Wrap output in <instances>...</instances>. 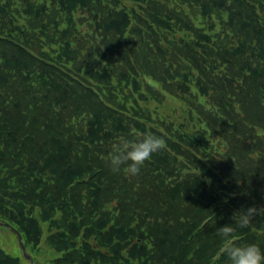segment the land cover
Here are the masks:
<instances>
[{
  "label": "trees",
  "instance_id": "obj_1",
  "mask_svg": "<svg viewBox=\"0 0 264 264\" xmlns=\"http://www.w3.org/2000/svg\"><path fill=\"white\" fill-rule=\"evenodd\" d=\"M170 1L0 0V222L51 264H230L224 224L264 250V212L233 217L264 206V0H183L204 26ZM158 85L185 92L191 129L153 117ZM147 134L166 147L113 172V146Z\"/></svg>",
  "mask_w": 264,
  "mask_h": 264
},
{
  "label": "clouds",
  "instance_id": "obj_2",
  "mask_svg": "<svg viewBox=\"0 0 264 264\" xmlns=\"http://www.w3.org/2000/svg\"><path fill=\"white\" fill-rule=\"evenodd\" d=\"M166 147V141L160 136L147 134L142 139L124 140L113 146L108 153L107 161L113 172L123 171L128 176H137L144 163L151 159L152 154ZM264 212V206H249L233 213L236 225L247 227L252 218ZM233 224H224L219 228V235L227 241L220 250V255L225 256L230 264H264V250L255 243L235 246V241L230 239L236 234Z\"/></svg>",
  "mask_w": 264,
  "mask_h": 264
},
{
  "label": "rangeland",
  "instance_id": "obj_3",
  "mask_svg": "<svg viewBox=\"0 0 264 264\" xmlns=\"http://www.w3.org/2000/svg\"><path fill=\"white\" fill-rule=\"evenodd\" d=\"M170 6L174 7L175 9H177V11H181V12H185V14L192 19V21L194 23H196L199 26H204V24H202V19L200 18L199 14L196 12L195 9L191 8L185 1L183 0H172L169 3ZM15 9H19L20 4L18 1H15V4L13 5ZM83 14H76V17H81ZM86 19V18H85ZM85 22H87L85 20ZM21 23H24L26 25H28V22L25 19L21 20ZM84 23V22H83ZM88 28V23H85L81 26V33H84L87 31ZM92 32L89 35H86L85 38L88 41V43H91L92 41V37H91ZM82 36L79 35L78 38H81ZM92 44H94L93 47V57H94V53H95V57H99V49L100 45H101V41L99 38L96 39L95 42H93ZM86 45V44H85ZM19 80V79H18ZM19 82L25 87L26 92H28L31 95H34L35 99H39V87L37 84L36 79L33 77L30 80H22ZM160 87V85H158ZM194 88L191 87V91L193 93ZM160 91L162 92V99L163 102L165 103L163 106L159 107V112L157 111V113L153 114V117L155 116H159L160 118L163 116L165 120L172 121L174 120L175 123V127H177L178 129L183 128L182 126H190L189 128H192V124L188 118V115L186 113V115L183 116V111H185V102L182 100L181 97H184V93L185 92H181V96H175L173 95L171 92L169 91H163L160 87ZM180 93V92H179ZM199 101L204 105L205 108H209L211 106V103L208 102V100L204 99V98H199ZM159 103L153 102L152 106L153 107H157ZM183 116V117H182ZM184 117H187V122L188 125H180L181 121H185V119H183ZM205 128V125L202 123V126ZM174 128V126H173ZM158 129L162 132V133H166L163 130L162 126H158ZM138 136H140L141 134H137ZM210 140L213 144V147H215V152H221V150L223 149V146L220 142H222L221 137H218L217 135H211L209 136ZM0 247L3 248V250L5 252L10 253L13 256H19V257H23L22 253L19 249V245H18V241H17V236L14 233L13 230H11L10 228L0 224ZM26 251L32 255L33 259H34V264H51V259L53 257V255L51 254L52 252L47 249L46 247H41L40 252L37 251H31L28 247L26 248ZM25 259V258H24ZM23 259V263L24 264H28L25 260Z\"/></svg>",
  "mask_w": 264,
  "mask_h": 264
},
{
  "label": "water",
  "instance_id": "obj_4",
  "mask_svg": "<svg viewBox=\"0 0 264 264\" xmlns=\"http://www.w3.org/2000/svg\"><path fill=\"white\" fill-rule=\"evenodd\" d=\"M0 224L10 228L11 230L14 231V233L17 236V241H18V245H19V249L23 255V257L29 262V264H33V258L31 257V255H29L28 253H26L25 251V246L23 244L22 238H21V234L14 228L12 227L10 224L6 223V222H0Z\"/></svg>",
  "mask_w": 264,
  "mask_h": 264
}]
</instances>
